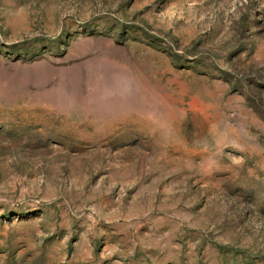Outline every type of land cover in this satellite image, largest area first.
Masks as SVG:
<instances>
[{"label":"rangeland","instance_id":"374dc122","mask_svg":"<svg viewBox=\"0 0 264 264\" xmlns=\"http://www.w3.org/2000/svg\"><path fill=\"white\" fill-rule=\"evenodd\" d=\"M0 264H264V0H0Z\"/></svg>","mask_w":264,"mask_h":264}]
</instances>
